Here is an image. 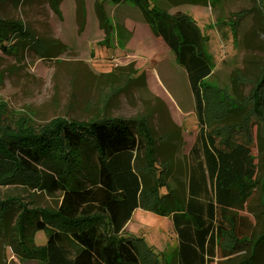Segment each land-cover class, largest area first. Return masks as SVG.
Segmentation results:
<instances>
[{
	"label": "trees",
	"instance_id": "1",
	"mask_svg": "<svg viewBox=\"0 0 264 264\" xmlns=\"http://www.w3.org/2000/svg\"><path fill=\"white\" fill-rule=\"evenodd\" d=\"M115 1L112 17L120 41L126 44L133 36L126 16L147 23L187 76L199 120L188 160L180 151L160 160L161 144L172 141L157 137L145 117L59 118L40 130L0 129V181L60 192L55 206L30 208L18 196L0 198V232L10 235V246L26 264H208L223 236L230 242L221 247L224 257L245 250L250 254L236 264H264V230L258 237L244 233L229 215L248 204L257 186L264 209V176L257 177L250 133L256 117L264 138V66L249 96L227 97L215 110L220 121L243 112V123L208 129L204 103L213 90L206 84L213 69L196 21L182 10L170 13L174 0H131L130 7ZM198 1L189 3L206 5ZM258 2L264 10V0ZM100 17L107 22L106 15ZM34 40L21 20L0 17L1 49L12 52L18 42ZM139 207L171 216L178 238L171 259L123 232ZM40 231L47 240L39 245Z\"/></svg>",
	"mask_w": 264,
	"mask_h": 264
},
{
	"label": "rangeland",
	"instance_id": "2",
	"mask_svg": "<svg viewBox=\"0 0 264 264\" xmlns=\"http://www.w3.org/2000/svg\"><path fill=\"white\" fill-rule=\"evenodd\" d=\"M189 1H170L168 10L186 12L206 38L205 48L213 69L206 82L213 89L207 91L204 103L209 114L206 128L233 121L241 124L243 112L240 117L220 121L215 110L225 106L227 97L241 100L253 91L264 66V10L258 0H218L214 6L211 0H206V5ZM116 2L0 0V17L21 20L37 38V42H18L12 52L0 48V129L40 130L59 118L88 121L105 116L145 117L157 137L172 141L161 144L164 152L160 160L180 151L179 156L187 162L199 132L187 76L147 23L127 19L129 27H136L137 32L128 46L120 41L112 17ZM131 4V0H120L118 5ZM236 12L241 13L235 15ZM100 15L107 16L106 23ZM13 44L14 41L9 48ZM222 87H226L227 96L225 91L216 92ZM248 110L249 107L244 112ZM250 130L258 157L257 177H261L264 138L256 117L250 122ZM260 189L255 188L247 205L229 211L238 227L255 237L264 230ZM12 195L30 208L55 206L60 201V192L50 194L28 184L0 181V198ZM123 232L143 238L167 259L177 248L171 216L151 209L137 208ZM224 237L214 246L208 264H236L250 254L243 250L224 257L221 247L230 244ZM46 240L43 231L37 232V244ZM10 244V235L0 232V264H26Z\"/></svg>",
	"mask_w": 264,
	"mask_h": 264
},
{
	"label": "crops",
	"instance_id": "3",
	"mask_svg": "<svg viewBox=\"0 0 264 264\" xmlns=\"http://www.w3.org/2000/svg\"><path fill=\"white\" fill-rule=\"evenodd\" d=\"M127 19H132V20H134L135 21V23H141L142 25L144 24H146L145 22H142V21H137V20H135V19H133L131 16H126L125 17V25H126V27L130 30V31H133V36H132V38L125 44V46H128V44H130V42L132 41V39L134 38V35L136 34V32H137V28L135 27V28H131V27H129V25H128V21H127ZM127 21V22H126ZM161 39V38H160ZM162 40V39H161ZM164 41V40H163ZM164 43H165V41H164ZM166 44V43H165ZM166 46L169 48V46L166 44ZM169 50H170V48H169Z\"/></svg>",
	"mask_w": 264,
	"mask_h": 264
}]
</instances>
